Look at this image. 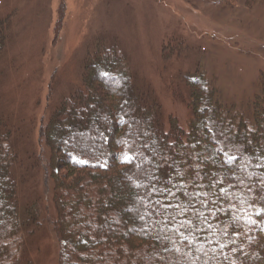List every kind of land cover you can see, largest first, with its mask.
Returning <instances> with one entry per match:
<instances>
[{"label": "rangeland", "instance_id": "1", "mask_svg": "<svg viewBox=\"0 0 264 264\" xmlns=\"http://www.w3.org/2000/svg\"><path fill=\"white\" fill-rule=\"evenodd\" d=\"M0 43V131L17 218L0 264H57L59 195L42 131L62 101L79 102L93 64L123 62L172 143L200 106L189 82L203 78L228 118L211 122L225 159L264 109V0H0Z\"/></svg>", "mask_w": 264, "mask_h": 264}, {"label": "trees", "instance_id": "2", "mask_svg": "<svg viewBox=\"0 0 264 264\" xmlns=\"http://www.w3.org/2000/svg\"><path fill=\"white\" fill-rule=\"evenodd\" d=\"M189 85L200 106L180 142L156 127L118 59L93 64L79 102L52 113L42 137L57 264H264V109L225 159L211 122L227 115L203 78ZM7 139L0 131V253L17 229Z\"/></svg>", "mask_w": 264, "mask_h": 264}]
</instances>
